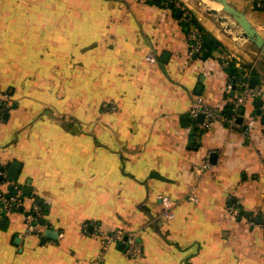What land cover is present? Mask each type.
<instances>
[{
  "label": "crops",
  "instance_id": "obj_1",
  "mask_svg": "<svg viewBox=\"0 0 264 264\" xmlns=\"http://www.w3.org/2000/svg\"><path fill=\"white\" fill-rule=\"evenodd\" d=\"M229 2L262 31L263 10ZM166 4L0 0V88L11 101L2 186L18 182L31 190L26 205L43 207L38 235L21 210L0 206V264H93L100 253L104 264H264L261 54L204 19L222 46L190 57L185 16ZM226 57L263 86L242 113L228 99ZM197 96L225 118H193ZM161 194L174 217L162 216ZM117 228L135 231L143 252L128 257L123 241L105 250L102 235Z\"/></svg>",
  "mask_w": 264,
  "mask_h": 264
},
{
  "label": "built area",
  "instance_id": "obj_2",
  "mask_svg": "<svg viewBox=\"0 0 264 264\" xmlns=\"http://www.w3.org/2000/svg\"><path fill=\"white\" fill-rule=\"evenodd\" d=\"M148 1V0H144ZM168 0L166 3H169ZM253 8L264 11V0H250ZM179 4L176 3V6ZM187 41H188V52L190 57H195L196 54L200 53L202 50V33L195 27L191 26L187 32ZM147 59L150 61H157V56L154 53H149ZM231 62L230 57L224 59L225 66H228ZM241 68V64L237 63ZM252 74L251 71L245 70L244 75L240 78L236 84L230 79L228 82V91L233 89L237 93L231 98L228 96V99H231L233 108L238 110L242 107L250 98L257 97L262 93L263 86L261 85H252L251 84ZM11 107L10 101V92L6 89L0 88V121L4 120V115L7 114ZM190 115L193 118L199 116L200 113H205V121L203 125L210 127L213 120L217 117L225 118L224 114L217 111L214 107L206 105L203 103L201 96H197L196 102L190 109ZM210 161L207 158L202 166H210ZM4 177H6L5 170L0 168V206L5 213H11L16 210H21L24 213L25 220L27 222V231L35 232L38 235L42 234L41 224L39 222V217L43 214V207L37 203L35 200L30 202L29 206L26 205V194L23 191V188L18 182H12L14 186V191L10 192L9 188L3 187ZM161 201L163 203L162 216L166 218H172L175 216V211L172 209L174 204L171 197L167 194L160 195ZM192 200H197V196L194 193L190 194ZM230 211L234 214H237L238 210L236 204L233 203L229 206ZM102 246L106 250L112 242L123 241L125 243V254L128 257H135L143 252V244L140 241L138 234L135 231L117 228L112 232L102 235ZM93 264H104V253H100L97 258L93 261Z\"/></svg>",
  "mask_w": 264,
  "mask_h": 264
},
{
  "label": "rangeland",
  "instance_id": "obj_3",
  "mask_svg": "<svg viewBox=\"0 0 264 264\" xmlns=\"http://www.w3.org/2000/svg\"><path fill=\"white\" fill-rule=\"evenodd\" d=\"M178 6L183 7L188 12L190 11L193 15L200 21L208 19L211 20L212 23L216 24L219 28L218 32L221 34L231 35L232 37H236L238 40L240 39L243 42L244 46L250 47V50H254L252 52H256L262 54L260 63L264 66V52H261L254 41H252L248 36L244 35V29L239 24L237 19L228 11L224 10L222 7L218 8L217 11L213 10V7L210 3L205 0H177ZM200 17V18H199ZM206 27V26H205ZM206 29L209 30L207 27ZM261 34L264 36L262 31L264 32V28L262 31L259 29ZM212 32V31H211ZM215 35V33H214Z\"/></svg>",
  "mask_w": 264,
  "mask_h": 264
},
{
  "label": "water",
  "instance_id": "obj_4",
  "mask_svg": "<svg viewBox=\"0 0 264 264\" xmlns=\"http://www.w3.org/2000/svg\"><path fill=\"white\" fill-rule=\"evenodd\" d=\"M223 3L222 8L226 11H228L229 13H231L239 22V24L242 26V28L244 29V35L248 36L252 41L255 42V44L257 45L258 49L261 52H264V36L261 34V32L259 31V29L252 23V21L249 19V17L246 14V11L240 10L239 8H237L235 5H233L231 2H229V0H219ZM214 11L218 10V7H213ZM183 8L179 7L177 9V14L181 15L183 13ZM251 84L252 85H256L257 84V77L254 75L251 78ZM235 92V86L233 87L231 94L233 95ZM258 104L261 105V100H258ZM244 111V108L241 107L240 108V113H242ZM257 113L260 115L262 114L261 108H259L257 110ZM7 115V114H6ZM228 115L229 116H233V110L229 109L228 110ZM205 118V113H200L199 114V120L203 121ZM238 122H242L243 118L241 115H238L236 117ZM213 156L216 155V152H214L212 154ZM3 170H5L4 167H2ZM17 171H15V169H13V166L10 167L9 170V176L12 178H16L17 176ZM26 194H30L31 190H27L25 191ZM45 220L42 219V223H44ZM49 233H55L56 235L58 234V231L51 229V228H47L45 231V234H49ZM55 235V236H56Z\"/></svg>",
  "mask_w": 264,
  "mask_h": 264
},
{
  "label": "trees",
  "instance_id": "obj_5",
  "mask_svg": "<svg viewBox=\"0 0 264 264\" xmlns=\"http://www.w3.org/2000/svg\"><path fill=\"white\" fill-rule=\"evenodd\" d=\"M148 1H151L153 3L166 4L168 0H148ZM166 5L172 7L174 13L177 12V9L179 8V6H176L175 0H170L169 3H167ZM183 11L185 12V9H183ZM183 13L179 16L182 17L185 16L183 21L185 24L186 33L188 32L191 26L197 27L202 33V50L200 53L196 54L195 57L206 59L209 56H211L215 50H219L221 48L222 42L211 31H208L206 27L200 21H198V19L193 15V13H191L190 11L189 12L187 11L186 15H183ZM227 67L231 80L233 81L234 84H236V82L243 77L245 67L243 66L239 68L236 66V63L233 61H231ZM251 74L252 75L256 74V70L252 68ZM5 118H6V114L4 115V120ZM9 190L10 192L14 191V186L11 185L9 187Z\"/></svg>",
  "mask_w": 264,
  "mask_h": 264
},
{
  "label": "bare ground",
  "instance_id": "obj_6",
  "mask_svg": "<svg viewBox=\"0 0 264 264\" xmlns=\"http://www.w3.org/2000/svg\"><path fill=\"white\" fill-rule=\"evenodd\" d=\"M205 1L208 2V3H210L212 7H218V8H220L223 5V3L221 1H219V0H205Z\"/></svg>",
  "mask_w": 264,
  "mask_h": 264
}]
</instances>
